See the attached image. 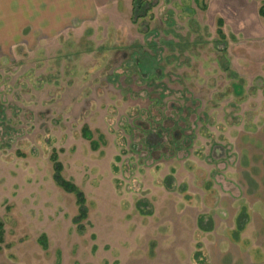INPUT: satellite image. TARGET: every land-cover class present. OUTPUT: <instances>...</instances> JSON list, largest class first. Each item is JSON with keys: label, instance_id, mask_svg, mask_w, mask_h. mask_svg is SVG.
<instances>
[{"label": "rangeland", "instance_id": "1", "mask_svg": "<svg viewBox=\"0 0 264 264\" xmlns=\"http://www.w3.org/2000/svg\"><path fill=\"white\" fill-rule=\"evenodd\" d=\"M105 2L0 57V264H264V0Z\"/></svg>", "mask_w": 264, "mask_h": 264}, {"label": "crops", "instance_id": "2", "mask_svg": "<svg viewBox=\"0 0 264 264\" xmlns=\"http://www.w3.org/2000/svg\"><path fill=\"white\" fill-rule=\"evenodd\" d=\"M99 1L0 0V57H8L20 43L42 42L44 32L59 34L77 22L86 21L90 11L99 8ZM105 1L102 6L115 0ZM94 2L96 6L91 7Z\"/></svg>", "mask_w": 264, "mask_h": 264}, {"label": "trees", "instance_id": "3", "mask_svg": "<svg viewBox=\"0 0 264 264\" xmlns=\"http://www.w3.org/2000/svg\"><path fill=\"white\" fill-rule=\"evenodd\" d=\"M140 3L141 2H135V4H138V5ZM259 15L264 19V5H262V7L260 8ZM219 24L222 26L223 21L219 20ZM52 160L54 162V171H55L54 179H55L56 183L58 184V186H60L65 191L75 194V196L77 198V202L80 206V213L84 217L86 214V208H85V198H84L83 193L81 191H79L75 185L66 181L62 177V166L57 161V157L53 155ZM247 219H248V216L244 213H242V215L238 218L237 230H236V234H235L236 239L238 238L239 233H241L244 230L245 224H246L245 220H247Z\"/></svg>", "mask_w": 264, "mask_h": 264}]
</instances>
